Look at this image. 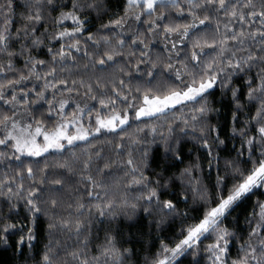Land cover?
I'll return each instance as SVG.
<instances>
[{
    "label": "snow or ice",
    "instance_id": "1",
    "mask_svg": "<svg viewBox=\"0 0 264 264\" xmlns=\"http://www.w3.org/2000/svg\"><path fill=\"white\" fill-rule=\"evenodd\" d=\"M0 77L12 264H264V0H0Z\"/></svg>",
    "mask_w": 264,
    "mask_h": 264
},
{
    "label": "trees",
    "instance_id": "2",
    "mask_svg": "<svg viewBox=\"0 0 264 264\" xmlns=\"http://www.w3.org/2000/svg\"><path fill=\"white\" fill-rule=\"evenodd\" d=\"M234 2H235V0H234ZM112 3L115 6V4L117 3V0H112ZM98 23H99V21L94 22V24L91 26V30L94 31L95 30V26L98 25ZM70 25H71V21L68 22V26H70ZM141 30H143V29H141ZM55 46L58 47V45H55ZM162 47H163V45L161 43H157L151 49L152 54L155 55V54L159 53ZM83 63H84L83 60L79 61V65H82ZM70 67H72V66H70ZM72 71L76 75L77 78L79 77V75H85V76L87 75L86 73L83 72L82 67H80L78 73H77L76 67H72ZM0 79H2V77H0ZM34 83H40V82L33 81L31 83H27L26 87L27 88H31V87H33ZM133 83H135V81H133ZM30 99H34V96L30 97ZM46 107H47V105L45 104L44 105V109H46ZM73 107H74V105H73ZM97 107H98V105H97ZM177 108H179V106H177ZM44 109H42V110H44ZM2 110H6V109H5V107L3 105H0V111H2ZM68 111L71 112L72 109L69 108ZM133 127H135V125H133ZM101 139H103V138H101ZM114 139H118V137H115ZM99 146L104 148L105 156H111L112 155V146L111 145L101 144ZM236 146L239 147V141L236 142ZM189 147H190V145H185L183 147V151L185 153H187ZM229 147H231V143H230ZM82 148H83V144H78L77 146H73V147L69 148L62 155L52 151V152H50L48 154H45L43 157L25 158V159L26 160L27 159H32L34 161V166H36V167H42L45 162H47L49 165H54L57 161H62L65 158H68L70 156L71 152H73V151L76 152L77 154H79L81 152ZM0 149H2V146H0ZM159 151L160 150H157V159L159 158ZM182 166L183 165H179V164L177 165V167H182ZM5 170L6 169H5L4 166H0V175H2ZM48 171H49V177L50 178H54V177H57L62 170L57 169L55 167H50ZM205 171L207 172V164H206V162H205ZM116 175H119V173H114V177L113 178H115ZM212 178H213V181H214V179H215V173L214 172H213V177ZM257 195H259V194H257ZM256 198H257L256 196L251 197L248 201H245V203L243 205H241V207L239 209H237V213L240 214L241 220L243 219V216L246 214V212L251 210L252 201H254ZM261 198H264V197H261ZM189 206H191V200H189ZM181 207H183V205H181ZM237 213H234L233 215H236ZM190 214L191 215H196L197 213L191 212ZM229 219H231V217ZM178 228H179V222H177L174 226L168 228L166 230V232L163 233L162 235H166V236L172 237L173 239H178L179 237H177L175 235L176 229H178ZM155 235H156V233H153V236H155ZM11 239L14 241L15 237H11ZM148 239L149 238L145 237V247L147 246ZM208 243H210V240H204L203 243L200 245L201 254H203V249ZM157 244H158V241H157ZM38 247H39V245H38ZM136 247L139 249L140 245H137ZM153 251H155V248L153 249ZM233 251H235V248L233 249ZM141 255L143 256L144 253H141ZM191 260H192V256H191V254H188L187 258L184 261V264H189V262ZM0 264H12L11 249H9L7 251H0ZM201 264H204L203 260H201Z\"/></svg>",
    "mask_w": 264,
    "mask_h": 264
}]
</instances>
